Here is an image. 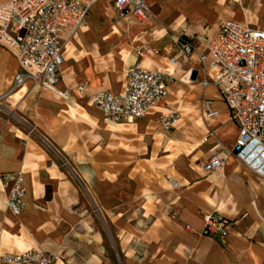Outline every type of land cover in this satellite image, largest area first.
<instances>
[{
    "label": "crops",
    "instance_id": "crops-1",
    "mask_svg": "<svg viewBox=\"0 0 264 264\" xmlns=\"http://www.w3.org/2000/svg\"><path fill=\"white\" fill-rule=\"evenodd\" d=\"M114 1L99 0L91 10L119 18ZM144 1L153 19L119 18L109 34L89 20L65 43L56 87L69 91L67 101L27 83L0 102L13 113H0V174L21 172L26 188L18 216L6 209L0 190V257L38 250L57 255L56 264H112L108 247L113 253L115 245L119 264H264V180L242 172L232 155L239 130L213 73L203 72L195 54L179 53L181 41H189L208 55L224 21L264 29V0ZM133 64L170 75L168 95L141 119L105 121L87 95L119 93ZM18 70L0 47V95ZM81 84L83 96L74 91ZM173 99L190 107L185 126L160 123L172 115ZM203 99L213 101L216 118L201 117ZM212 157L222 167L206 174L202 164ZM80 187L103 222L83 203ZM207 215L233 223L220 233L223 240L201 234Z\"/></svg>",
    "mask_w": 264,
    "mask_h": 264
},
{
    "label": "built area",
    "instance_id": "built-area-1",
    "mask_svg": "<svg viewBox=\"0 0 264 264\" xmlns=\"http://www.w3.org/2000/svg\"><path fill=\"white\" fill-rule=\"evenodd\" d=\"M99 0H0V47L15 58L18 72L13 76L7 91L0 100L9 97L29 83L58 100L67 101L70 93L56 87L63 64L65 43L86 25L92 6ZM119 18L132 15L140 22L153 19L144 0H115ZM179 53L188 57L195 54L204 73H213L212 83L218 97L236 123L239 135L232 150L234 159L254 177L264 180V29L252 28L233 21L220 24L208 46V55L200 54L189 41H181ZM175 64V58L169 61ZM122 90L87 95L105 121L119 123L143 118L163 102L170 75L145 69L140 64L125 68ZM202 87L208 85L204 81ZM77 95L85 94V85L74 88ZM201 117L211 120L218 116L211 99H203ZM171 117L161 118V123L171 126ZM61 164L68 167L60 158ZM222 167V160L212 157L202 164L206 174ZM167 183L179 188L178 183L166 176ZM0 190L5 195L6 209L18 216L24 209L26 188L21 172L0 174ZM233 223L207 215L201 231L204 236L220 235ZM7 264H56L58 257L52 253L26 250L7 253L0 257Z\"/></svg>",
    "mask_w": 264,
    "mask_h": 264
},
{
    "label": "rangeland",
    "instance_id": "rangeland-1",
    "mask_svg": "<svg viewBox=\"0 0 264 264\" xmlns=\"http://www.w3.org/2000/svg\"><path fill=\"white\" fill-rule=\"evenodd\" d=\"M104 5L109 6L107 1H104ZM92 10L89 12V15L87 17L86 25H87L89 20H92V22L95 24L94 29L97 31H101L105 34H109V33L116 31L115 30L116 29L115 24L118 22H121V19L114 17L111 21H109V19L107 18V12L102 11L99 13V12H94ZM136 20L138 22H140L137 18H136ZM2 100L3 99H1L0 102H2ZM173 100H177V102L175 104H173V106L169 107V112L172 113V117L170 120L174 123V125L181 123L182 125L185 126L188 122V121H186V120H188L187 119L188 117L185 118L184 114L190 111L189 110L190 107L188 105H185V104L181 105L180 99H173ZM0 113H3L6 117L7 116L12 117L13 116V113H10L9 110L5 109L1 105H0ZM165 113H167V112H165ZM191 115H193V113ZM160 123H161V120H160ZM198 123L200 126H202V124L199 120H198ZM40 143H41L42 148L50 155V157H52L54 160L58 161L60 166L63 168L64 166H62V164H61L60 156L58 155L56 150L51 146V144L48 141H46L44 138L40 139ZM64 168H67L70 171V167H64ZM242 172L247 173L246 171H244V169H242ZM80 189H81L82 194H83L82 200H83V203L85 204V206L94 215H96L97 221L103 222L104 219H103L102 215L97 213V209H95L94 204L92 203V201L90 200V197L88 196V193L83 188L80 187ZM112 247H113V253L111 252V250L108 247V258L111 260L112 264H119V262L117 261V256H116V254H117L116 253V247H115V245H113Z\"/></svg>",
    "mask_w": 264,
    "mask_h": 264
},
{
    "label": "bare ground",
    "instance_id": "bare-ground-1",
    "mask_svg": "<svg viewBox=\"0 0 264 264\" xmlns=\"http://www.w3.org/2000/svg\"><path fill=\"white\" fill-rule=\"evenodd\" d=\"M123 28V27H122Z\"/></svg>",
    "mask_w": 264,
    "mask_h": 264
}]
</instances>
